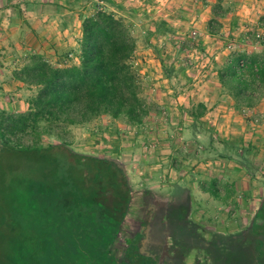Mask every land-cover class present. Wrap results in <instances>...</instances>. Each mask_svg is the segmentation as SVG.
Segmentation results:
<instances>
[{
  "label": "rangeland",
  "instance_id": "rangeland-1",
  "mask_svg": "<svg viewBox=\"0 0 264 264\" xmlns=\"http://www.w3.org/2000/svg\"><path fill=\"white\" fill-rule=\"evenodd\" d=\"M115 1L127 10L139 11V15L130 18L127 10L108 6V9L125 17L134 26L139 41L134 65L142 76L143 96L152 112L140 126H128L108 116L86 126H69L65 139L75 152L118 160L126 169L131 201L122 235L115 245V249L119 250L118 255L125 248V234L139 229L148 215L154 217L168 204L178 201H189L187 219L191 225L200 229L205 243H211L216 236L229 238L244 234L252 225L264 199V162L254 178H250L246 169L238 167L239 163L235 160L219 159L217 154L222 145L218 137L244 146L252 145L260 152L258 157L263 156L262 138L253 140L251 137L264 135V113L252 114L249 109L242 107L228 112L220 110L222 107L217 110L210 108L202 120L195 122L190 114L193 108L176 106L175 100L191 90L190 85L194 89L201 88L208 81L211 83L212 76L213 79L214 76L217 78L218 69L231 52H264V27H258L257 22L261 15L264 16V8L258 13L254 11L250 25L243 22V26H237L240 23L237 18L242 19L237 13L241 11L243 3L240 0H227L225 6L230 5L232 10L220 19L218 32L210 34L208 24L213 18L215 0ZM101 6L107 7L103 3ZM87 9L92 10V2L89 0L83 3H71L70 0H0L1 112L25 113L29 100L36 95V87L14 79V72L26 64L31 53L43 55L55 66L74 65L78 49L76 28L81 26L78 14L81 11L87 12ZM145 15L155 20H165L175 30L172 34L154 33L149 37L152 45L159 48L160 58L154 48L145 43L144 35L154 32V26L150 24L149 18L145 19ZM251 31L255 32L253 40L245 42L247 33ZM161 58L179 72L174 73L170 81L162 76ZM219 113H226L233 118L230 115L232 113L236 117L235 123L230 120L214 125V120L218 122ZM231 122L235 126V133L241 134L243 140H234L230 136L231 128L227 125ZM238 129L241 133L236 132ZM228 133L229 136L225 138ZM213 138L214 150L211 151L209 141ZM51 141L56 143L53 139ZM28 144L30 140L24 138L22 145ZM219 163L231 164L237 171L233 173L227 166L218 174L214 169L215 164ZM3 166L6 168L8 162ZM29 166L30 169L24 167L20 171L28 175L36 168ZM217 175L237 183L233 199L238 205V211L233 206L220 204H217L219 208L213 205L209 211L198 209L197 195L201 181ZM203 197L201 200L207 199V196ZM2 203L0 199V264H14L15 257L20 255L21 244L28 252L29 256L26 257L29 264H32L33 258L39 260L40 264L106 263L95 262L96 255H92L94 251L91 244L85 245L84 239L75 241L72 232L75 235L79 232L63 226L59 235L61 242L54 245L52 250H49L48 243L38 245L43 249L37 255V244L31 242L28 236V218L24 217L22 221L10 217ZM232 239H227L228 243L222 245L229 247ZM168 243L170 245L172 241L168 240ZM194 256L186 257L184 264H212L210 257L203 252H196Z\"/></svg>",
  "mask_w": 264,
  "mask_h": 264
},
{
  "label": "trees",
  "instance_id": "trees-1",
  "mask_svg": "<svg viewBox=\"0 0 264 264\" xmlns=\"http://www.w3.org/2000/svg\"><path fill=\"white\" fill-rule=\"evenodd\" d=\"M85 1L88 0H70L71 3ZM89 1L92 10L78 14L79 64L55 66L43 55L31 53L26 64L14 72L16 81L36 87L37 93L29 100L25 113L0 111V199L10 217L22 221L28 218V236L37 244V255L43 249L38 245L48 243L52 250L61 242L63 226L79 232V238L72 232L75 241L84 239L85 245L91 244L95 262L130 264L126 261L130 260L134 264L139 257L133 241H128L131 248L125 256L117 257L114 251L131 201L126 173L114 160L73 151L65 139L69 126H86L103 116L128 126H140L152 112L143 96L142 76L134 65L139 43L134 26L108 6L121 11L127 9L115 0ZM226 1L215 0L213 18L208 24L210 34L218 32L220 19L232 10L230 5L225 6ZM126 12L130 18L139 15L137 9ZM147 18L154 32L144 35L145 43L160 58L159 48L152 45L149 37L154 33L172 34L175 30L165 20L145 15ZM258 27H264V16ZM254 35L255 32H248L244 41H252ZM160 64L163 78L169 81L174 73H179L163 58ZM217 76L239 107L251 109L264 100V52H231ZM206 111V106L199 103L190 114L198 122ZM24 138L30 144L22 145ZM215 138L209 141L211 151ZM218 140L222 145L217 154L219 159L235 160L238 167L246 169L247 176L254 178L264 162V152L258 157L260 152L252 145L219 137ZM5 162H8L6 168ZM29 165L36 168L24 175L20 170ZM211 192L220 198L217 184L211 186ZM167 206L156 214L152 227L171 232L175 244L181 247L173 259L181 261L185 247L202 248L205 242L197 234L198 228L187 219L188 200ZM231 237L229 247L222 245ZM207 251L215 264H264V199L244 234L217 237L208 243ZM19 254L14 264H29L28 252L22 244ZM34 259L32 264H40Z\"/></svg>",
  "mask_w": 264,
  "mask_h": 264
},
{
  "label": "crops",
  "instance_id": "crops-1",
  "mask_svg": "<svg viewBox=\"0 0 264 264\" xmlns=\"http://www.w3.org/2000/svg\"><path fill=\"white\" fill-rule=\"evenodd\" d=\"M241 3H243V5L241 6V11L238 12L237 14L242 16V19H238V21L240 22L239 24H237V26H243L241 25L243 22L247 23L250 25L249 22H252V15L254 14V11L261 12L262 8H264V0H240ZM263 17V15H261ZM241 18V17H240ZM259 21V19L257 20V22ZM236 24V23H235ZM234 24V25H235ZM258 24V23H255ZM225 26V25H224ZM78 29L77 34L75 35L77 38V47H79V41L81 38V29L80 27L77 26L76 30ZM77 53V51H76ZM58 54V53H57ZM73 58V57H72ZM76 61L74 64H79V58L78 55H76L75 57ZM59 66H63V65H59ZM66 66H69V64H66ZM215 79H213L212 76V80L211 83L208 81L206 84H204L201 88L194 89L192 88V85H190L191 90H187L185 93H183L182 95H180L177 100H175V105L176 106H184L185 108H193L195 106H197L199 103H202L206 106L207 111L210 110V108L217 110L218 107H222L220 108V110H224L225 112L231 111L232 109L234 110L235 108H240L235 101L231 98V96L228 94V92L220 85L219 83V79L218 76L217 78L214 76ZM210 105V107H209ZM249 111L252 114H263L264 113V102L261 101L257 106H255L254 108L249 109ZM234 112V111H233ZM231 116H233V118L231 119L229 115H227L226 113H219L218 114V122L216 120H214V125L216 123H221L222 121H224L225 123L227 121H232L235 123V119L236 117L230 113ZM179 117H181V114H179ZM229 123L227 125L228 128H231V137H234L236 139H242V135H237L235 133V126H232V123ZM241 129V128H240ZM240 129H238L236 132H240ZM262 130H264V127H262ZM229 136L228 134H225V138H227ZM241 137V138H240ZM253 140L261 139L264 142V135H260V136H253L251 137ZM252 143H256L255 141H251ZM260 142L258 141V144ZM264 147V146H263ZM217 162V161H216ZM202 164V163H200ZM215 168L214 172H217L218 174H221L223 172L224 169L227 168V166L233 173H235L237 171V169L232 166L231 164L227 165L226 163L223 164H215ZM191 171H189L190 173ZM193 172V171H192ZM232 176V175H231ZM223 180H228L227 182H224ZM213 184H217L218 188L220 189L221 193H220V198H216L215 196H213L212 192H211V186ZM237 183H235V181L233 180H229L227 178H225L223 175H217L213 178H208L206 177L204 181H201L200 185H199V194L198 196V204L199 210H204V211H209L210 208L213 207V205L217 208V204L223 205V206H228L231 207L233 206L235 208V211H238V205L236 203V201L233 199L234 195V186ZM202 196V197H201ZM203 196H207V199L205 200H201V198H204ZM232 202V203H231ZM223 206H221L220 208H222ZM219 208V207H218ZM219 215V214H218ZM124 225V224H123Z\"/></svg>",
  "mask_w": 264,
  "mask_h": 264
},
{
  "label": "flooded vegetation",
  "instance_id": "flooded-vegetation-1",
  "mask_svg": "<svg viewBox=\"0 0 264 264\" xmlns=\"http://www.w3.org/2000/svg\"><path fill=\"white\" fill-rule=\"evenodd\" d=\"M154 217L150 215L145 218L140 225V228L131 231L127 234H125V248L123 251H121V255H118L119 250L115 249L114 251L117 254V257H123L126 255L127 251L131 248V246L128 244V241H133L136 243L137 246V253L139 259H137L134 264H184L186 262V257H194V254L196 252H203L205 255L209 256L212 264H215V261L213 260L212 256L207 251V243L204 244L202 248L199 247H191L187 248L185 247L182 251H184V255L182 256L181 261H176L173 258L178 255V251L181 247L179 245L175 244L174 238L170 231L167 229L160 231L159 229L153 228V222L156 219V214ZM188 218V217H187ZM164 222H166V219L164 218ZM197 234L201 236L204 240L203 233L198 228ZM122 235V232L119 234V236ZM221 237V236H216ZM214 238V239H215ZM168 240H171L172 243L169 245ZM205 242V240H204ZM222 247V246H220ZM143 258H147L144 260ZM193 258V259H194ZM127 263H130L132 261L126 260ZM194 262H197L194 260Z\"/></svg>",
  "mask_w": 264,
  "mask_h": 264
},
{
  "label": "water",
  "instance_id": "water-1",
  "mask_svg": "<svg viewBox=\"0 0 264 264\" xmlns=\"http://www.w3.org/2000/svg\"><path fill=\"white\" fill-rule=\"evenodd\" d=\"M1 149H2V143H1V136H0V153H1ZM118 165L119 167H121L123 169V171L126 173V169L125 167L118 161V160H114Z\"/></svg>",
  "mask_w": 264,
  "mask_h": 264
},
{
  "label": "built area",
  "instance_id": "built-area-1",
  "mask_svg": "<svg viewBox=\"0 0 264 264\" xmlns=\"http://www.w3.org/2000/svg\"><path fill=\"white\" fill-rule=\"evenodd\" d=\"M70 57L72 58V55H70Z\"/></svg>",
  "mask_w": 264,
  "mask_h": 264
}]
</instances>
